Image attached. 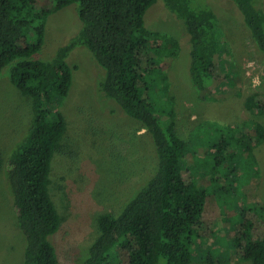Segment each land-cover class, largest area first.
I'll use <instances>...</instances> for the list:
<instances>
[{"label": "trees", "instance_id": "1", "mask_svg": "<svg viewBox=\"0 0 264 264\" xmlns=\"http://www.w3.org/2000/svg\"><path fill=\"white\" fill-rule=\"evenodd\" d=\"M157 1L0 0V74L10 67L12 84L28 99L32 110L26 131L5 162L0 152V173L7 164L6 184L24 235L22 264H59L51 236L60 231L63 219L53 195L51 174L55 156L67 153L68 122L62 108L73 87L75 67L68 60L76 48L83 46L92 53L105 72L100 91L146 130L157 161L154 175L121 211L98 218L97 237L76 264H192L199 251L198 241L212 237L213 224L221 218L215 203L221 190L208 197L209 185L220 182L216 178L218 166L237 161L241 153L251 155L264 143V125L246 121L244 126L253 130L229 140L216 139L209 146L210 163L200 161L192 170L203 144L195 140L193 145L192 139L180 136L170 75L161 64L163 52L150 51V41L159 35L146 27L145 15ZM163 1L190 36L193 87L203 100L218 101L216 90L220 87L224 92L228 85L220 64L228 43L217 14L205 0L195 7L191 0ZM231 1L264 56L263 1ZM75 3L79 5L81 30L50 60H40L37 56L46 45L49 17ZM245 108L253 114L264 112L261 95H249ZM237 126L240 131L241 124ZM202 165L209 167V179L197 175ZM248 207L253 213L250 216L264 218V203ZM248 215V209L243 208L231 257L208 251L209 243L196 260L231 264L238 259L264 264V236H258ZM217 244L222 246L220 241Z\"/></svg>", "mask_w": 264, "mask_h": 264}, {"label": "rangeland", "instance_id": "2", "mask_svg": "<svg viewBox=\"0 0 264 264\" xmlns=\"http://www.w3.org/2000/svg\"><path fill=\"white\" fill-rule=\"evenodd\" d=\"M191 1L195 7L204 0ZM205 1L217 14L228 43L227 53L220 61L228 85L224 92L220 87L216 90L218 101L203 100L191 83V43L184 23L166 8L163 0H158L145 15L146 27L159 35L150 41V51L163 52L161 64L170 75L177 130L183 139H192L193 145L195 140L203 144L196 153L192 170L200 161L210 163L209 146L216 139L229 140L244 131L248 133V129L253 130L252 126L248 129L244 126L246 121L264 125V112L253 114L245 108L247 97L254 92L264 101V56L231 0ZM78 9L75 3L49 17L46 45L37 58L50 60L62 45L79 33L82 22ZM68 62L75 67V72L73 87L62 108L68 122L64 142L67 153L55 156L51 174L53 195L63 219L60 231L51 236L59 264H76L81 253L97 237L98 218L121 211L133 193L154 175L157 166L154 146L146 130L100 91L99 83L105 72L92 53L80 46ZM250 62L254 63L249 66ZM157 74L161 76L160 71ZM256 78L258 87L253 86ZM31 114L30 102L12 84L10 67L5 68L0 74V152L4 162L26 131ZM216 171L220 182L209 185L208 197L211 198L216 189L221 190L215 200L221 218L213 224L215 234L198 241L199 251L192 264H206L196 260V256L209 243L208 251L233 255L235 227L241 220L243 208L248 209V218L258 236H264V218L250 216L253 213L248 207L264 203V143L253 149L251 155L241 153L237 161L222 163ZM6 172L7 164L0 173V264H22L24 235L17 225ZM197 172L201 179L210 178L207 165L200 166ZM219 241L222 246L217 244ZM231 264L251 263L237 259Z\"/></svg>", "mask_w": 264, "mask_h": 264}, {"label": "clouds", "instance_id": "3", "mask_svg": "<svg viewBox=\"0 0 264 264\" xmlns=\"http://www.w3.org/2000/svg\"><path fill=\"white\" fill-rule=\"evenodd\" d=\"M252 63H254V62H250L249 66H251ZM253 86L254 87H258L259 86V79L258 78L253 80Z\"/></svg>", "mask_w": 264, "mask_h": 264}]
</instances>
